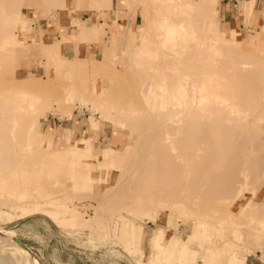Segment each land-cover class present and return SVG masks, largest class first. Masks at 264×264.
<instances>
[{
	"label": "rangeland",
	"instance_id": "374dc122",
	"mask_svg": "<svg viewBox=\"0 0 264 264\" xmlns=\"http://www.w3.org/2000/svg\"><path fill=\"white\" fill-rule=\"evenodd\" d=\"M72 1L8 4L23 26L0 16V264L37 263L28 249L40 264H264V184L250 193L256 169L243 179L240 168L253 157L238 147L264 137V73L245 85L227 76L241 110L250 100L259 112L249 125L217 124L214 100L199 107L191 89L210 37L232 39L217 44L227 74L229 58L264 62V29L229 27L217 3L206 18L192 12L197 44L185 48L157 0ZM68 15L58 35L35 33V21ZM155 19L175 33L157 34Z\"/></svg>",
	"mask_w": 264,
	"mask_h": 264
},
{
	"label": "bare ground",
	"instance_id": "6f19581e",
	"mask_svg": "<svg viewBox=\"0 0 264 264\" xmlns=\"http://www.w3.org/2000/svg\"><path fill=\"white\" fill-rule=\"evenodd\" d=\"M11 1H13V0H11ZM11 1L10 0H0V16L4 17V18H7L10 22H13V23L16 22L17 19H21V23L20 24H21V26H23V24L26 22L25 16L23 17V15H24L23 11H21L20 13H16V14L7 13V5L8 4H10V5L13 4L12 5L13 7L11 8V9H13L14 8V4L16 5V1L17 0H14L13 2H11ZM157 1H159L162 5H164L165 9L171 10L172 13L174 14V16H176V17H173V21L172 22L170 21V23H173L176 26V29L178 30L176 32L179 35L183 36V38H184L183 42L185 44V48L188 47V46L189 47L192 46L191 43H196L197 44L196 36H194V33L196 32V30L194 28V26H195L194 24L195 23L193 24V23L189 22V20L191 18V15H192V12H194L197 9L201 8L203 10L202 15H203V17L206 18V14L209 13V15H210V13H211V11L209 12V10L212 9V7L214 8L216 6V4L218 3L216 0H196L194 3L184 2L186 0H184V1L183 0H157ZM73 2H75V0L72 1V3H71L72 6H73ZM68 4H70V3H68ZM207 11H208V13H207ZM194 19H195V17H194ZM161 20H163V19H161ZM154 23H155V25L157 27L156 28L157 34L161 33V30H160L161 28H162L163 32L166 33V34L175 33V29H168V28L165 29L164 25H160L161 22L159 24V22L156 19H155ZM168 25H169V23H168ZM168 25H166V26L168 27ZM213 25H214V23H213ZM25 28L22 27V29H20V33L23 32L25 30ZM213 30H215V28ZM203 40L206 41V38L203 39ZM203 40H201V41H203ZM209 40L210 41L208 43L204 42L205 45H203L204 48H205V53L207 54L208 60H204L205 64L204 63H202V64H204V66H205V68L207 70V73H206V75L197 73V72H200L201 66L199 67L197 65L199 62H195V65L198 68L196 73L198 75L199 74L202 75L201 76L202 81H201V83H199L200 84L199 86L196 87V84H194L195 86L193 85L192 88H191L193 91H196V90L200 91V97L201 98H199V99H200L201 103H200L199 107L200 106L201 107L205 106L203 101L207 97L209 98L210 101L214 100V103H215L216 107H218V111L216 110V112H215V120H216L217 124H220L222 126L225 125L226 128L228 127V125L232 121H235L237 123V121L240 122L241 119H243V121H246L247 124H248L250 121L256 122L260 118H263L264 114H262L260 116V118H259V115H258L259 112H256L255 106H254V102L252 103L250 100H248L246 103L251 107L250 110L252 112H250L249 108H247L245 110L248 111V114L250 115L251 118H249V115L244 111V109L241 110V108H240L241 105L236 100L237 95L234 94V90L232 88V86H233V82L232 81H234V84H236V85L241 84V83L244 84V85L245 84H253V82L257 84V82H255L256 81L255 79L256 78L260 79L261 75L264 73V62L259 59L258 54H253V53H249L248 54V56L250 58H252L253 61H241L239 59H236L235 57L234 58H229V66H228V68H229V70H231V73L224 74L225 70H222L223 68H220V66L218 65L219 62H220V57H221V56L219 57L218 54H220L219 52H220L221 48L218 47L217 44L219 42H227V43L228 42H232V39L229 36L225 35V33L221 34V33L217 32L215 37H210ZM237 42H240V41H237ZM198 43H200V42L198 41ZM194 46H195V44H194ZM197 46L199 48V45H196L195 47H197ZM232 51H233V49H232ZM124 52H125V50H124ZM254 53H255V51H254ZM141 58H143V57H141ZM222 59H223V57H222ZM254 65H259L260 66V68H258L259 70L250 72L249 69L254 68L255 67ZM221 67H223V65ZM222 71H224V72L222 73ZM217 73L224 74L226 78L225 79L224 78L220 79L218 77L217 78L211 77L212 75H216ZM239 74H241L242 76L239 77L238 76ZM203 75H205V77ZM228 75L230 77L234 76V79H232V81L227 80V78H228L227 76ZM197 81H194V82L198 83ZM157 84L163 86L162 79H161V81H157ZM190 86H191V84H190ZM186 91H187V89H186ZM238 93L240 94V92H238ZM246 97H248V95ZM249 98L252 99V97H249ZM192 99H194V98H192ZM221 106L226 107L228 109H231V111L228 110V111L224 112V109L221 108ZM260 107H262V106H260ZM234 109H236V111H238V115L235 118L232 119L231 113H233ZM242 113H244V115H242ZM243 121H241L242 124H244ZM240 125H241V123H240ZM239 127H241V126H239ZM245 127H247V126L244 125V128ZM263 129H264V127H263ZM240 130H241V128H240ZM238 147H239L240 153L241 152L242 153H247V154H250V156L253 157V158H248L246 160H243L241 162L240 172H241V174L244 175L243 179H247V177H250L249 172L254 170V169H256V172L253 175L254 181L252 183L253 185H252V188L250 189V193L253 196H255V195L258 196L257 189L259 191H262L261 187H260V184H264L263 183L264 170L260 169L261 166H262L261 165V160H264V137L259 138V139H254V140H249V139H245V138L240 137V139L238 141ZM253 166H255V167H253ZM5 181H6V179H5ZM5 181L4 182L2 181V182L5 183ZM240 181H241V179H237V180L235 179L234 174L229 177L228 186H233L234 187V194H233V198L234 199H237L238 196L242 193L243 188L242 187H238L236 185V183H239ZM245 187H246V185H245ZM10 191H11V189H10ZM28 251L32 255V257L37 261V263L40 264L39 260L35 256V254L30 249H28ZM14 258L18 259L21 262V264H37L36 262L34 263L31 260L30 257L28 258V257L14 256Z\"/></svg>",
	"mask_w": 264,
	"mask_h": 264
},
{
	"label": "crops",
	"instance_id": "0c3cea01",
	"mask_svg": "<svg viewBox=\"0 0 264 264\" xmlns=\"http://www.w3.org/2000/svg\"><path fill=\"white\" fill-rule=\"evenodd\" d=\"M84 2L85 0H82V3ZM218 3L221 20L226 22L229 27L236 25L240 31L245 33L259 30L261 28L264 29V0H219ZM85 13L86 11H80V16L82 17ZM122 13V9H117V20L124 19L126 14ZM87 14L88 15L85 18L99 15L97 11L92 14L90 12ZM73 17H75V15H68L64 21L61 18L58 19L56 17L51 22L43 19H41L42 21H39L41 23L35 21V33L46 38H52L59 34V30H64V26L65 29H68ZM59 27L60 29L58 30L57 28Z\"/></svg>",
	"mask_w": 264,
	"mask_h": 264
}]
</instances>
